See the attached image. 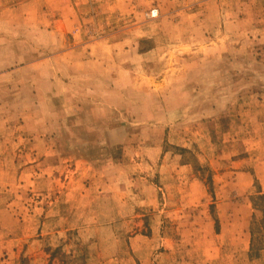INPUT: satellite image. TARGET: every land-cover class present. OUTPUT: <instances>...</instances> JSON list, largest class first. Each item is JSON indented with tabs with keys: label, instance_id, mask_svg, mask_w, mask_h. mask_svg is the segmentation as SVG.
I'll return each mask as SVG.
<instances>
[{
	"label": "rangeland",
	"instance_id": "374dc122",
	"mask_svg": "<svg viewBox=\"0 0 264 264\" xmlns=\"http://www.w3.org/2000/svg\"><path fill=\"white\" fill-rule=\"evenodd\" d=\"M0 264H264V0H0Z\"/></svg>",
	"mask_w": 264,
	"mask_h": 264
}]
</instances>
